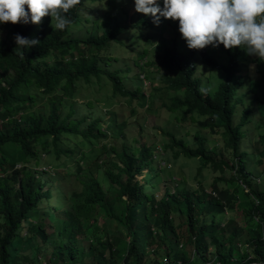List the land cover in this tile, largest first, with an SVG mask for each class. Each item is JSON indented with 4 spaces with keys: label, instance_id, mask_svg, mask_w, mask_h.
Here are the masks:
<instances>
[{
    "label": "trees",
    "instance_id": "trees-1",
    "mask_svg": "<svg viewBox=\"0 0 264 264\" xmlns=\"http://www.w3.org/2000/svg\"><path fill=\"white\" fill-rule=\"evenodd\" d=\"M94 1L114 0H82L67 14L73 23L63 31H54L50 16L40 25L0 24V264H42L28 257L40 245L50 253V264H264V189L258 191L252 185L245 157L250 148L246 150L243 144L253 108L236 110L243 101L238 93L244 84L241 64L250 55L242 48L226 50L221 45L229 58L223 65L209 54V47L200 50L203 64L225 74L216 92H202L194 67L196 50L183 53L174 39V46L158 60L157 49L146 34L153 20L141 13L134 28L137 31L144 24L146 31L137 40L142 37L150 48L135 50L133 32L127 22L118 21V11H107L96 22L91 15H84L89 2ZM90 21L94 27H103L102 33L92 29L86 37L76 36L79 26ZM175 28L179 31L178 21ZM16 34L38 39L40 44L14 51ZM117 45L134 52V89L125 83L126 78L133 79L130 61H124L125 68L112 69L115 62L123 61L111 54ZM107 86L112 95L86 94L84 97L91 99L84 104L86 110L78 108L81 92L95 87L102 91ZM145 90L150 91L148 98ZM169 93L174 95L170 112L182 110L184 118L200 115L202 125L210 127L213 134L221 127L220 141L230 158H217L219 148H209L202 137L196 139V148H191L183 137L168 133L167 149L200 159L204 168L212 167L222 174L226 169H236L240 177L244 176L238 180L246 183L249 192L242 187L239 196V188L232 191L216 184L213 193L200 187V193L184 188L172 194L165 181L163 186H155L164 187L160 196L148 192L154 175L145 176V184H138L137 178L144 171H152L151 167L158 170V156L147 145L131 147L129 143L137 140L127 139L126 128L132 121H121L114 110H109L110 119L106 120L98 104L107 96L103 104L111 108L113 103H105L120 96L128 98V105L137 101L139 106L149 107L156 96ZM50 96L58 97L48 99ZM257 109L261 114V108ZM262 143L264 136L254 146L260 155L264 153ZM50 165L63 168V177L71 187L64 191L63 207L57 205L53 186L51 200L48 184L52 183L41 170ZM258 180L264 187L262 178ZM77 183L82 184L81 190ZM250 197L253 199L248 200L245 215L248 223L256 219L257 224L240 234L238 225L226 214L236 209L238 200ZM99 216L115 220L122 233L110 234L107 222L100 226ZM58 238L61 240L56 244ZM49 242L54 243L51 248H47ZM243 245L248 247L239 260L236 255Z\"/></svg>",
    "mask_w": 264,
    "mask_h": 264
},
{
    "label": "rangeland",
    "instance_id": "rangeland-1",
    "mask_svg": "<svg viewBox=\"0 0 264 264\" xmlns=\"http://www.w3.org/2000/svg\"><path fill=\"white\" fill-rule=\"evenodd\" d=\"M88 5V9L85 10L84 15H91L95 22L101 21L107 11L111 13H115L116 11H118L116 14L118 21L121 23L123 22V24L127 22V24H129L130 31L133 32L131 37L133 40L132 44H134V46L136 47L135 50L150 48L144 45L145 43L144 40H142V37H140L141 41L137 40L141 33H144L146 31V26H144V24L143 26L141 25V29H137V31L134 28V24L137 19L136 17L138 15L140 17V13L135 11L134 0H120V2L117 0L110 2L94 1L93 3L89 2ZM175 23L176 21L161 18L159 26L152 22V29L146 33L147 36H151V46H155L157 49L155 57L158 56V60H160V58L163 56L166 49L172 48L174 46V39H177L181 52L187 53L191 51L190 49H188L186 42L181 38L179 31H177V29L175 28ZM79 27H81V29H79V31H76V36L78 37L88 36L92 29L98 30V33L100 34L103 31V27L99 29L92 26L91 21L86 22V24H82ZM2 37L3 33L0 31V39ZM114 48L115 47L112 48L111 54H113L114 57H122L123 61L115 62L112 69H117V67L125 68L126 62L124 61H130V63L128 64L134 69L133 79L130 81L129 78H126L125 83L127 86L130 83V88L134 89L135 87L132 84H134V79L137 78V69L132 60V58L135 57L134 52L131 53L130 50L126 51L121 47H118V45L116 49ZM199 52L200 51H197L195 64L202 66V68H197V77L201 78L203 89L206 90L209 94H213L217 91L218 85L225 80V74L224 71L220 69H211L210 67L203 64ZM102 54L105 56L107 53L102 52ZM209 54H211L220 64L227 65V63L229 62V58L225 54L222 47L213 48L209 46ZM108 55H110V53ZM247 58V63L244 62L241 64L240 74L242 75L244 82L243 88L240 90L238 89V93L243 98V101L239 105V108L236 107V110H246V108L249 106H252L253 108V113L252 115L250 114V122L247 127L244 128V133L246 135L248 134V137L243 144L246 150L250 148V150L248 151L249 156L248 154L245 155L247 159L246 172L251 175L253 187L258 191H261L264 189L263 183L259 185L257 182H259V177H261L262 181H264V153L260 155L259 152L254 149V146L255 144H257L260 138L264 136V62L261 63L260 61H258V58L254 56H247ZM253 65L254 67H252ZM130 75L132 76V74ZM141 78L143 79V75L141 76ZM102 82H106V80H103ZM146 86L149 87L150 82L147 81ZM95 92H100L98 93L99 96H103V93L112 95V89L109 86H107V88H104L102 91H99L98 87L85 89L83 92H81V95L78 98V102L80 104L78 108L81 109V111L86 110L84 108V104H86L88 101H91L90 98H85L84 96L86 94L93 95ZM144 93L148 98V96L150 95V91L145 90L143 91V94ZM173 96L174 95H172V93L162 94L160 98L159 96H156L154 102L151 101V103H149V107L147 105H145L144 107L139 106L136 103L137 101H133L132 105H128V98L120 96L109 99V101L105 103H113V106L111 108L103 104L106 101L107 96L103 97V103L98 104V106L102 108L106 120L110 119V114L108 113L109 110H114L119 115L121 121H125L127 119H130L132 121L133 124L129 123L131 125H128L126 128L127 139H131L133 137L137 139L136 141L129 143L131 147H142L144 145H147L148 147H150L152 154L158 156V160H156L158 170L154 171L151 167L150 169L152 171H149L148 169L144 171L143 176L140 175L137 178L138 184H145V176L148 175L150 178V175H154V178L150 180V183L148 185V192L157 193V195L160 196L164 195L165 189L164 187L156 188L155 186L157 184L163 186L165 181L171 187L170 189L172 194L177 193L178 190H182L184 188L191 192L200 193V187H203L208 193H213V187L216 184L220 188L230 189L232 191H236L239 188V196H241L243 188H245L246 191L249 192L250 188L246 187V183L242 182L243 180H238L240 176L238 175L236 169H226V172L222 174L221 172L214 171L212 167L204 168L203 162L200 159H189L182 155V152L180 150L175 149L173 151L171 149H167L168 145L170 144V137L167 135L168 133H172V135L175 137H183V139L187 141L191 148H196V139L202 137L207 140L209 148H219L217 152V158L219 156L230 158L229 154L222 147L220 141L222 130L220 129L221 127H216L215 134H213L210 131V127H205L202 125L204 123V119L200 115L188 117L185 116L184 118L182 110H179L175 113L170 112L168 107L173 102ZM57 97L58 96H50L48 97V99L57 100ZM257 107L261 108V114L259 113ZM238 119L239 118L237 115L236 121H238ZM103 126L104 128H106V123H104ZM70 145L71 144H68L67 146ZM117 145L120 146V142H118ZM262 146L264 148V143H262ZM158 148H161V150H158ZM77 152L79 154V151ZM111 156H114V154L111 153ZM258 157L260 158V164H258L256 161ZM44 158L45 161H48L47 157ZM79 158L80 156H77V159ZM160 166H162L163 168H161ZM165 166L167 167L165 168ZM73 167L76 169L77 163L73 164ZM62 169V167H55L53 165H50L45 166L41 170L47 172L46 177L47 179L51 180L50 182L52 184H48V189L51 193V200L53 198V186L54 193H56L57 195V205L60 206L61 204V206L63 207V205H65L64 191H68V189H71V187H69L66 183L63 177ZM93 172L97 177L100 178L96 170H94ZM234 177H237L236 183L232 181ZM256 180L258 181L256 182ZM77 185L81 190L82 184L77 183ZM212 196L215 197L214 194H212ZM252 199L253 198L250 197L247 199V201H245L246 198H241L240 201L238 200L236 209H234L233 211H227L226 215L228 216V220L232 219L238 225L240 234L243 233L244 230L247 231L254 229L257 224L256 219H254V223H248V218L245 215L247 214L245 211V207L247 206V204H249L248 200L252 201ZM131 202H134V200L131 199ZM50 205H52V203ZM98 221L100 223V226L102 227H105L107 222L106 227L110 234L120 235L122 233L121 227L117 223H115V220L110 219L109 221H107L105 217L99 216ZM60 240L61 238L56 244H58ZM52 244L54 243L49 242V244H47V248H51L53 246ZM242 244H247V242H244ZM15 246L17 248L19 244L17 243ZM247 247L248 245H243L240 249L242 251L239 250L240 252L237 253L236 257L239 260L244 254L245 248ZM44 248V245H40L39 249L37 246L34 247L33 252L28 254L29 259L32 260L36 258L39 259L42 264H50L48 262L50 253H45L43 251ZM211 250L214 251L215 248L211 247ZM17 255L18 254H14V257H16ZM23 264L32 263L23 262Z\"/></svg>",
    "mask_w": 264,
    "mask_h": 264
},
{
    "label": "clouds",
    "instance_id": "clouds-1",
    "mask_svg": "<svg viewBox=\"0 0 264 264\" xmlns=\"http://www.w3.org/2000/svg\"><path fill=\"white\" fill-rule=\"evenodd\" d=\"M81 2L0 0V24L40 25L50 16L54 31H63L73 23L67 14ZM134 5L136 12L149 16L157 26L161 18L178 21L181 38L190 50L200 51L209 46L219 48L221 45L226 50L242 48L248 55L264 62V0H134ZM14 39L17 45L14 51L40 44L38 39L20 34ZM20 54L23 55V51ZM200 90L203 92V87Z\"/></svg>",
    "mask_w": 264,
    "mask_h": 264
}]
</instances>
